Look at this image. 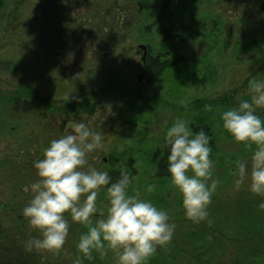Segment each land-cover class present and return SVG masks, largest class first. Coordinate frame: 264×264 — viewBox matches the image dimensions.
Wrapping results in <instances>:
<instances>
[{
	"label": "rangeland",
	"instance_id": "374dc122",
	"mask_svg": "<svg viewBox=\"0 0 264 264\" xmlns=\"http://www.w3.org/2000/svg\"><path fill=\"white\" fill-rule=\"evenodd\" d=\"M154 1L0 0V264H73L80 255L86 229L67 213L61 250L25 251L39 233L22 215L31 198L24 188L38 179L33 162L77 121L103 137L88 164L133 172L132 187L176 225L148 264H264V196L251 193L247 179L237 188L233 174L236 161L250 164L252 149L222 129L217 111L249 99V80H264V0H164L172 14L161 23L151 16ZM170 29L175 40L165 38ZM149 56L172 63L157 86L143 71ZM257 114L264 119V108ZM178 117L210 136L219 181L210 225L186 219L169 174H157L164 133ZM149 183L151 193L143 190ZM106 204L101 189L98 206ZM83 264H116V257L93 252Z\"/></svg>",
	"mask_w": 264,
	"mask_h": 264
},
{
	"label": "clouds",
	"instance_id": "9594fccd",
	"mask_svg": "<svg viewBox=\"0 0 264 264\" xmlns=\"http://www.w3.org/2000/svg\"><path fill=\"white\" fill-rule=\"evenodd\" d=\"M248 94L250 98L241 99L238 106L217 111L222 129L236 143L252 149L250 164L249 160L235 163V186L239 188L247 179L249 191L264 196V119L257 114V109L264 108V80H249ZM190 125L178 117L164 133L167 172L181 194L185 218L210 225L208 207L219 184L212 178L215 162L210 159V136L202 128L193 132ZM70 126V133L50 140L42 158L33 162L38 179L24 188L31 198L22 215L39 236L24 242L25 251L61 250L69 235L70 216L86 229L79 234L76 248L80 255L73 264L92 260L93 252L103 257L109 250L116 264H148L158 247L171 242L176 225L166 210L141 198L132 187L137 179L133 172L121 170L114 180L110 170L88 164V154L103 146L100 131L83 121ZM163 156L161 151L158 158ZM101 189L107 199L104 207L98 206ZM143 190L151 193L156 185L149 183ZM258 208L264 210V200Z\"/></svg>",
	"mask_w": 264,
	"mask_h": 264
},
{
	"label": "trees",
	"instance_id": "16d2710c",
	"mask_svg": "<svg viewBox=\"0 0 264 264\" xmlns=\"http://www.w3.org/2000/svg\"><path fill=\"white\" fill-rule=\"evenodd\" d=\"M168 4L165 3L164 0H156L154 1L153 4L150 5V9H152L151 11V16L154 19V22L156 23H161L165 20H167L168 18L171 17L172 11L171 9H169L167 7ZM178 32V31H177ZM178 33H176L174 30H169L168 33L165 34V38L167 39H171V40H175L178 37ZM169 64L172 65V63H169L167 61L164 60V58H161L160 56L156 57V56H149L145 66L143 67V71L145 72L147 79H148V84L150 86H157L160 85V78L161 75L163 74V72L165 71V69L169 66ZM29 89V87H28ZM138 98L142 99V96H138ZM145 103V102H144ZM4 106V105H3ZM142 109H147L146 105L143 104ZM8 108H6L5 111H7ZM2 114V112H1ZM3 122L8 123V120L5 117H2ZM7 125V124H6ZM132 121L130 119L126 120L125 126L122 129V132L125 133V135H130L133 131H132ZM196 129V128H195ZM196 132L199 130H195ZM26 141H24L23 145L25 146ZM23 149V148H22ZM168 152L167 149H164V156L159 159L158 163H157V167H158V175H167V162H166V158H167ZM121 170H112L110 171V175L113 176V179H117L119 177V172Z\"/></svg>",
	"mask_w": 264,
	"mask_h": 264
},
{
	"label": "water",
	"instance_id": "95a60500",
	"mask_svg": "<svg viewBox=\"0 0 264 264\" xmlns=\"http://www.w3.org/2000/svg\"><path fill=\"white\" fill-rule=\"evenodd\" d=\"M140 48L146 50V47L144 45H140ZM143 60H145V56L143 57Z\"/></svg>",
	"mask_w": 264,
	"mask_h": 264
},
{
	"label": "flooded vegetation",
	"instance_id": "af4514ba",
	"mask_svg": "<svg viewBox=\"0 0 264 264\" xmlns=\"http://www.w3.org/2000/svg\"><path fill=\"white\" fill-rule=\"evenodd\" d=\"M263 8H264V6H263Z\"/></svg>",
	"mask_w": 264,
	"mask_h": 264
}]
</instances>
